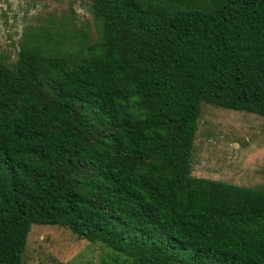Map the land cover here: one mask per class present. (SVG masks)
<instances>
[{
    "label": "trees",
    "instance_id": "obj_1",
    "mask_svg": "<svg viewBox=\"0 0 264 264\" xmlns=\"http://www.w3.org/2000/svg\"><path fill=\"white\" fill-rule=\"evenodd\" d=\"M98 37L0 57V264L33 225L130 264H264V187L192 173L203 102L264 116V0H93Z\"/></svg>",
    "mask_w": 264,
    "mask_h": 264
},
{
    "label": "rangeland",
    "instance_id": "obj_2",
    "mask_svg": "<svg viewBox=\"0 0 264 264\" xmlns=\"http://www.w3.org/2000/svg\"><path fill=\"white\" fill-rule=\"evenodd\" d=\"M93 0H0V57L13 65L27 37L66 30L71 42L98 37ZM192 173L231 184L264 187V116L203 102ZM103 242L81 239L68 227L33 225L22 264H130Z\"/></svg>",
    "mask_w": 264,
    "mask_h": 264
}]
</instances>
